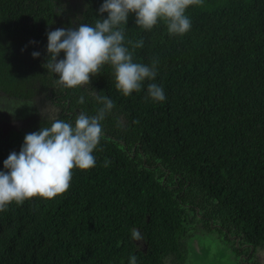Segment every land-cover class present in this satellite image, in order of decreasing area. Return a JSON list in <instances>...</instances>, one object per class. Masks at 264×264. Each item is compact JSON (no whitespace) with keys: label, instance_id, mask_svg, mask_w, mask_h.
Returning a JSON list of instances; mask_svg holds the SVG:
<instances>
[{"label":"trees","instance_id":"obj_1","mask_svg":"<svg viewBox=\"0 0 264 264\" xmlns=\"http://www.w3.org/2000/svg\"><path fill=\"white\" fill-rule=\"evenodd\" d=\"M102 3L0 0V102L20 114L19 128L0 127V170L52 116L74 123L81 111L94 115L102 105L91 93L115 104L93 168H74L69 189L55 198L0 211V264H129L131 255L137 264H181L197 222L247 243L245 251L264 249V0L189 6L184 35L170 36L163 21L144 31L129 14L125 38L144 41L136 62L158 61L150 82L163 87L162 103L145 99L149 81L122 96L108 65L91 85L54 86L58 75L42 66L46 33L94 26L107 18Z\"/></svg>","mask_w":264,"mask_h":264},{"label":"clouds","instance_id":"obj_2","mask_svg":"<svg viewBox=\"0 0 264 264\" xmlns=\"http://www.w3.org/2000/svg\"><path fill=\"white\" fill-rule=\"evenodd\" d=\"M203 3L204 0H103L98 12H106L107 18H97L94 26L80 23L46 33L47 61L42 66L48 73L58 75L54 86L65 90L91 85V77L101 74L108 65L115 89L122 96L141 92L145 81H149L145 99L162 103L166 100L163 87L150 82L157 76L158 61L136 62L135 51L143 47L144 41L126 40L128 16L134 13L135 24L144 31H151L163 21L170 36L184 35L191 29L187 8ZM31 55L37 58L41 53L33 51ZM91 95L102 105L94 115L81 111L74 123L52 116L50 126L27 133L19 152L9 153L3 161L4 170H0V211H6L13 201L19 206L35 196L55 198L69 189L74 168L87 170L95 166L93 153L104 135L102 121L115 104L108 96L97 92ZM78 102L83 104L84 97ZM109 163L106 160L104 166ZM131 237L142 240L137 229L132 230ZM129 264H137L135 255L130 256Z\"/></svg>","mask_w":264,"mask_h":264},{"label":"rangeland","instance_id":"obj_3","mask_svg":"<svg viewBox=\"0 0 264 264\" xmlns=\"http://www.w3.org/2000/svg\"><path fill=\"white\" fill-rule=\"evenodd\" d=\"M19 101H15L17 106ZM3 116L12 117L14 120H8ZM19 111L13 108L9 102L3 104L0 102V121L1 128L4 130H14L19 123L10 126V122H15L19 118ZM20 119V118H19ZM17 129V128H16ZM202 222H197L191 237L187 241L188 257L181 264H264V249L257 250L253 254V248L247 250L248 244H240L235 238L228 240L226 234L219 232L217 229L208 230L203 227ZM139 245H144L142 241H138ZM166 264H176L169 258Z\"/></svg>","mask_w":264,"mask_h":264},{"label":"bare ground","instance_id":"obj_4","mask_svg":"<svg viewBox=\"0 0 264 264\" xmlns=\"http://www.w3.org/2000/svg\"><path fill=\"white\" fill-rule=\"evenodd\" d=\"M14 123H15V122H10V124H9V125H10V126H13V125H14Z\"/></svg>","mask_w":264,"mask_h":264}]
</instances>
